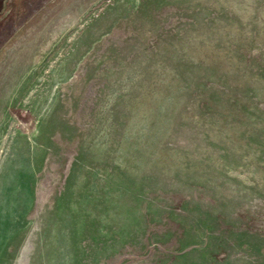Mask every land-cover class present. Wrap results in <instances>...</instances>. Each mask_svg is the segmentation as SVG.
<instances>
[{"label":"rangeland","instance_id":"374dc122","mask_svg":"<svg viewBox=\"0 0 264 264\" xmlns=\"http://www.w3.org/2000/svg\"><path fill=\"white\" fill-rule=\"evenodd\" d=\"M23 247L264 264V0L67 11L0 83V264Z\"/></svg>","mask_w":264,"mask_h":264},{"label":"water","instance_id":"95a60500","mask_svg":"<svg viewBox=\"0 0 264 264\" xmlns=\"http://www.w3.org/2000/svg\"><path fill=\"white\" fill-rule=\"evenodd\" d=\"M78 0H0V83Z\"/></svg>","mask_w":264,"mask_h":264},{"label":"bare ground","instance_id":"6f19581e","mask_svg":"<svg viewBox=\"0 0 264 264\" xmlns=\"http://www.w3.org/2000/svg\"><path fill=\"white\" fill-rule=\"evenodd\" d=\"M26 247H23L22 249H21V252H20V255H19V258H18V263L19 264H24V258L26 257L25 256V253H26Z\"/></svg>","mask_w":264,"mask_h":264}]
</instances>
